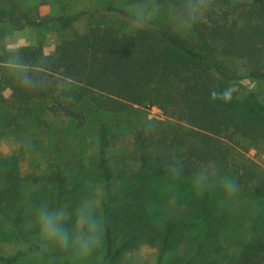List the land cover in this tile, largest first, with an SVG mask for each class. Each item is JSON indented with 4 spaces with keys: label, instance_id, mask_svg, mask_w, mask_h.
<instances>
[{
    "label": "trees",
    "instance_id": "16d2710c",
    "mask_svg": "<svg viewBox=\"0 0 264 264\" xmlns=\"http://www.w3.org/2000/svg\"><path fill=\"white\" fill-rule=\"evenodd\" d=\"M120 1L128 5L137 2L108 0L104 16L129 20L130 13L115 5ZM155 2L159 10L172 13L178 0ZM26 3L0 0V106L10 110L2 120L4 131H24V122L32 118L33 107L40 103L48 104L51 116L72 121L78 129L84 128L90 112L130 119L158 107L165 122L132 128L131 156L135 163L142 168L151 165L152 171L163 178H172L167 169L173 163L183 167L179 177L191 178L214 165L218 169L214 181L231 176L238 186L249 189L253 200L259 204L264 200V168L246 154L255 148L264 156V103L228 66L229 61H239L247 69L248 78L264 82V0H214L204 18L189 28V35L154 19L137 32L87 26L83 32L59 41L51 54L41 45L8 51L5 26L68 30L78 22L87 23L96 14L87 10L42 14ZM26 79L32 81L30 88L24 86ZM220 86L245 90L253 112L238 116L234 105L220 100ZM118 139L103 124L97 142L91 146L90 167H96L106 182L118 173L107 157L111 143ZM14 161L0 159V169H6L10 187L0 192V219L6 226L22 216L20 209L13 214L7 209L13 206L8 197L12 192L16 197L19 187L18 171L10 166ZM66 163L64 170L57 168L40 179H28L33 184L45 183V194L33 200L35 210L42 202H47L50 209L68 203L71 215L66 227L73 229L78 207L75 188L84 171L91 169L74 155L68 156ZM94 215L104 223L103 260L115 264L125 251L137 245L136 235L129 231L119 234L109 203L104 202L100 216L94 209ZM198 216L196 223L184 227L167 220L157 230L156 264H264V240L248 239L238 254H228L218 236L211 235L215 229L209 202L202 204ZM182 243L188 250L180 251ZM28 254L19 251L10 257L0 255V263L16 264Z\"/></svg>",
    "mask_w": 264,
    "mask_h": 264
},
{
    "label": "rangeland",
    "instance_id": "374dc122",
    "mask_svg": "<svg viewBox=\"0 0 264 264\" xmlns=\"http://www.w3.org/2000/svg\"><path fill=\"white\" fill-rule=\"evenodd\" d=\"M25 5L34 10L39 8L42 14L87 10L96 14V17L87 23L78 22L68 30H59L56 27L17 30L12 26H5L8 51L15 52L23 46L41 45L47 54H51L59 41L83 32L87 26H111L121 32H131L129 20L104 16L108 0H27ZM115 5L130 13V5L125 1ZM154 20L160 25L174 28L172 13L168 10L158 9ZM179 32L189 35L190 30L188 28ZM228 66L232 72L244 78L246 89L258 94L259 99L264 103V82L248 78L247 69L239 61H229ZM219 95L221 101L234 105L238 116H247L253 112L245 90L238 91L235 88L220 86ZM47 106V103H40L33 107V116L28 122H24L26 128L22 132L4 131L2 120L4 114L10 110L6 105L0 106V159L15 160L10 166L19 174L17 196L15 197L12 192L8 197L13 206L7 209L11 214L18 209L22 211V216L19 215L21 219H12L7 226L0 219L1 256L10 257L19 251L29 252L16 264L64 262L107 264L103 260V238L101 244L85 258H77L78 254L74 248L65 250L58 246L45 247L40 240L39 227L35 223L36 210L33 200L45 194V183L33 184L28 177L38 176L40 179L42 175H48L57 168L64 170L67 157L70 155L82 159L87 169H91L84 171L85 175L75 188L77 206L85 200H92L100 216L104 202L109 203L111 210L115 211L114 223L119 227V234L123 236V232L129 231L136 235L137 245L125 251L115 264H156L159 254L156 233L167 220H174L183 227L187 226V223H196L200 217L198 215L201 214L202 204L205 205L207 202L213 209V224L216 231H212L211 235L218 236V240L228 254H238V250L248 239L264 240V200L260 204L253 200L249 189L237 185L235 194L228 196L222 186L224 179L222 178L214 181L210 190H205L201 194L194 187L195 178H163L152 171L151 165L142 168L132 160V128L165 122L166 119L158 107H153L140 118L130 119L124 115L90 112L84 128L78 129L72 121L51 116ZM40 120L42 123H39ZM103 124H106L111 136L119 137L111 143L107 151L110 163L118 172L110 182L104 180L96 167H90L89 159L93 151L91 146L95 141L97 142L99 129ZM246 154L264 168L263 154L255 148H250ZM229 177L234 180L233 177ZM6 178L7 172L3 167L2 171L0 169V192L10 188L6 184ZM173 195L176 196L174 202ZM73 197L72 195V199ZM67 204L65 203L62 208L67 210ZM23 215L24 221H22ZM186 245L182 243L178 248L180 251L188 250Z\"/></svg>",
    "mask_w": 264,
    "mask_h": 264
},
{
    "label": "clouds",
    "instance_id": "9594fccd",
    "mask_svg": "<svg viewBox=\"0 0 264 264\" xmlns=\"http://www.w3.org/2000/svg\"><path fill=\"white\" fill-rule=\"evenodd\" d=\"M214 0H178L172 12V23L177 31L188 29L200 22L213 7ZM129 27L133 32L144 30L155 18L158 6L155 0H137L130 4ZM31 79L24 81V86L30 88ZM215 97V94L213 96ZM169 175L175 179L182 172L180 163H173L167 169ZM218 169L209 165L195 174L194 187L198 193L210 190ZM222 186L226 195H234L237 190L236 182L230 177H224ZM176 196H172L174 202ZM95 204L92 200H85L75 209V224L73 229L66 227L70 213L65 208L50 209L47 202H42L36 210L35 223L39 227V237L45 247L58 246L65 250L74 248L77 258H85L102 242L103 219L94 215Z\"/></svg>",
    "mask_w": 264,
    "mask_h": 264
}]
</instances>
